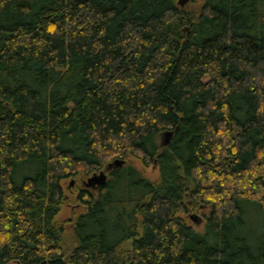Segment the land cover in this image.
<instances>
[{
    "label": "trees",
    "instance_id": "16d2710c",
    "mask_svg": "<svg viewBox=\"0 0 264 264\" xmlns=\"http://www.w3.org/2000/svg\"><path fill=\"white\" fill-rule=\"evenodd\" d=\"M177 1L0 0V264H264V0Z\"/></svg>",
    "mask_w": 264,
    "mask_h": 264
},
{
    "label": "rangeland",
    "instance_id": "374dc122",
    "mask_svg": "<svg viewBox=\"0 0 264 264\" xmlns=\"http://www.w3.org/2000/svg\"><path fill=\"white\" fill-rule=\"evenodd\" d=\"M193 0H187L183 5L181 6H187V7H198V2H200V0H196V4H192ZM165 136H162L160 137L161 141H165ZM129 161H131L134 166L140 170L147 178H149L150 180H156L158 178V169L156 167V165L154 164H151L149 165L148 167H144L139 161L137 160H133V159H130ZM104 169V168H102ZM101 169V170H102ZM100 170H97V171H93V172H99ZM93 172H91L90 174L88 175H80V176H77L75 178H70V179H67V180H64L62 182V185H63V189H64V192H65V195H66V200L64 202V205H63V209L62 211L60 212L59 214V217L58 219L61 221V222H64L66 221L69 217H72L74 215H77L79 213H81L84 208L75 200L76 198V195L77 193L79 192V190L82 188V181H85L87 180L88 177H90ZM71 181H73V184L70 185ZM208 213V209L207 208H203L202 206L197 208V209H194L193 211H190L189 210V213H188V217L186 219V221L189 223V224H193V220L191 219V216H196L198 219H204V216H206ZM64 239L67 243H70L71 242V228L67 225L66 226V229H65V233H64ZM8 264H17L16 262H11V263H8Z\"/></svg>",
    "mask_w": 264,
    "mask_h": 264
},
{
    "label": "water",
    "instance_id": "95a60500",
    "mask_svg": "<svg viewBox=\"0 0 264 264\" xmlns=\"http://www.w3.org/2000/svg\"><path fill=\"white\" fill-rule=\"evenodd\" d=\"M187 0H178L177 3L179 5H183ZM172 135L171 132H167L165 135V141L164 143H168L170 136ZM124 163V160L116 159L113 162H110L107 164V166L104 168V170L107 172L109 171L112 166H121ZM101 170L98 173H93L90 177L87 178V182L85 183L86 186H102L105 184L107 179V173ZM73 184V181H71L70 185ZM194 221H198V218L196 216H193Z\"/></svg>",
    "mask_w": 264,
    "mask_h": 264
},
{
    "label": "flooded vegetation",
    "instance_id": "af4514ba",
    "mask_svg": "<svg viewBox=\"0 0 264 264\" xmlns=\"http://www.w3.org/2000/svg\"><path fill=\"white\" fill-rule=\"evenodd\" d=\"M114 167H119V166H112V168H114ZM111 168V169H112ZM110 169V170H111ZM102 170H104V169H102ZM109 170V171H110ZM101 171V170H100ZM105 171V170H104ZM109 171H105L106 173H107V179H108V174H109ZM93 173H95V172H93ZM97 173V172H96ZM106 179V180H107ZM87 182V180H85V181H82V188L81 189H85V190H90V192H93V193H95L101 186H97V185H94V186H86L85 185V183ZM103 186V185H102Z\"/></svg>",
    "mask_w": 264,
    "mask_h": 264
}]
</instances>
